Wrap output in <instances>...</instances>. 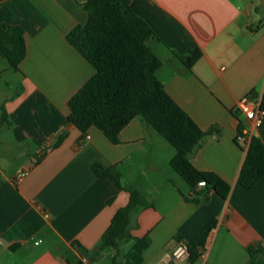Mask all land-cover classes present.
Wrapping results in <instances>:
<instances>
[{
    "label": "crops",
    "instance_id": "1",
    "mask_svg": "<svg viewBox=\"0 0 264 264\" xmlns=\"http://www.w3.org/2000/svg\"><path fill=\"white\" fill-rule=\"evenodd\" d=\"M86 1L0 0V33L20 26L26 46L18 71L0 57V264H75L77 245L89 255L85 264H112L115 250L102 235L129 193L96 176L95 162L118 165L122 184L154 204L136 215L133 238L119 243L121 258L134 237L147 236L142 264H248L250 246L264 251V176L250 189L238 182L246 146L235 140L239 119L264 143V118L255 126L233 109L252 89L258 101L263 94L264 0H124L154 33L147 44L162 62L156 77L166 93L201 129H218L189 158L230 192L197 205L184 200L190 189L169 164L174 148L140 117L120 131L118 144L96 127L82 133L67 123L69 99L94 74L67 40L88 20ZM193 50L200 57L188 68L178 55ZM20 172L26 175L17 181ZM212 221L204 256L173 262L174 245Z\"/></svg>",
    "mask_w": 264,
    "mask_h": 264
},
{
    "label": "trees",
    "instance_id": "2",
    "mask_svg": "<svg viewBox=\"0 0 264 264\" xmlns=\"http://www.w3.org/2000/svg\"><path fill=\"white\" fill-rule=\"evenodd\" d=\"M84 8L88 13L85 25L76 26L68 35V42L94 68V74L69 99L67 123L75 125L82 133L90 127L99 129L110 142H120V131L134 118L140 117L153 128L175 150L170 159L171 168L188 185L190 193L182 196L192 204H201L212 193L226 199L230 185L213 172L200 171L190 161V153L207 136L218 132L210 127L201 129L165 91L156 77L161 60L152 52L147 41L154 36L152 29L124 0H87ZM26 54L24 30L20 26H4L0 33V57L6 59L13 71ZM200 57L199 50L178 55L179 60L191 68ZM252 99L258 93L252 89ZM259 108L264 111V90L259 99ZM237 114V113H235ZM2 111L0 126L6 123ZM238 119V136L247 140L245 157L238 173V182L246 189L252 188L264 176V143L256 136H248ZM64 134L58 136L61 141ZM92 169L98 177H108L129 193L128 203L114 214L110 225L102 235L105 247L115 250L112 264H142L143 253L150 240L147 236L134 237L132 248L121 256L119 243L133 238L130 230L136 215L143 209L153 207V201L144 197L136 188L124 186L118 165L103 167L95 162ZM200 184L203 187L198 188ZM214 225L209 223L190 242L188 261L200 256L208 232ZM77 245V244H74ZM81 258L75 264H85L83 258L89 255L81 249ZM248 264H264V251L257 246L248 248Z\"/></svg>",
    "mask_w": 264,
    "mask_h": 264
},
{
    "label": "built area",
    "instance_id": "3",
    "mask_svg": "<svg viewBox=\"0 0 264 264\" xmlns=\"http://www.w3.org/2000/svg\"><path fill=\"white\" fill-rule=\"evenodd\" d=\"M236 113H242L244 114L248 119H250L255 126H258L263 118H264V111L260 110L259 108V101L257 99H252L249 95H245L241 97L235 108L233 109ZM245 132V131H244ZM246 133V132H245ZM85 138L88 139L89 136L85 135ZM238 140L240 143H243L244 146H246V138L244 136H238ZM26 175V172H20L16 176V180L20 181L22 177ZM205 249H201L200 256H204ZM189 257V250L188 246L185 242L179 241L177 242L174 247L172 248L170 252V258L173 262L176 263H182L186 261ZM86 259L83 258V262H85Z\"/></svg>",
    "mask_w": 264,
    "mask_h": 264
},
{
    "label": "rangeland",
    "instance_id": "4",
    "mask_svg": "<svg viewBox=\"0 0 264 264\" xmlns=\"http://www.w3.org/2000/svg\"><path fill=\"white\" fill-rule=\"evenodd\" d=\"M1 100V99H0ZM159 137H161V136H159ZM161 139H162V141H163V143H165V145H167V147H169V149H173L172 148V146L169 144V143H167L162 137H161ZM129 166H131L130 164L128 165H125V170L126 171H130V173L131 174H135V176H137L138 175V173L135 171V168H133L132 167V169L131 168H129ZM119 167V166H118ZM119 171H121L120 170V167H119ZM121 173V172H120ZM130 174V175H131ZM132 176V175H131ZM185 185V184H184ZM133 244V240H129L128 242H124L123 243V246H122V249H123V251H125V250H128L129 248H130V246ZM119 260H122V258L121 257H119L118 258Z\"/></svg>",
    "mask_w": 264,
    "mask_h": 264
}]
</instances>
